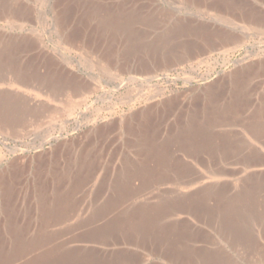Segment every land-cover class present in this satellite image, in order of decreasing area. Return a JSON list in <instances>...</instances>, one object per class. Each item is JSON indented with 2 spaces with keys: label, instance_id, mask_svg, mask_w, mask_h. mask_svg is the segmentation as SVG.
Listing matches in <instances>:
<instances>
[{
  "label": "rangeland",
  "instance_id": "1",
  "mask_svg": "<svg viewBox=\"0 0 264 264\" xmlns=\"http://www.w3.org/2000/svg\"><path fill=\"white\" fill-rule=\"evenodd\" d=\"M55 1L0 0V264H264V0H115V26L81 0L74 32ZM26 61L58 87L12 84ZM40 231L54 256L8 257Z\"/></svg>",
  "mask_w": 264,
  "mask_h": 264
},
{
  "label": "bare ground",
  "instance_id": "2",
  "mask_svg": "<svg viewBox=\"0 0 264 264\" xmlns=\"http://www.w3.org/2000/svg\"><path fill=\"white\" fill-rule=\"evenodd\" d=\"M78 1H81V0H56L55 2H57L58 3V5H59V8L60 7H62L63 9H59L60 10V20H64L65 22H70V24L68 25V28L67 29H69L71 32H74L75 30H77L78 28L76 27V25H75V27L76 28H73V26H74V22H73V24H72V21L70 20V19H67V17L69 16L68 15V11H70V8H69V4H73V3H75V2H78ZM91 2L92 1V5H94V6H96V9H97V11L99 10L100 11V13H101V15H102V18H103V21H105V22H107V24H110V25H113V26H115V25H119V24H122V23H125V20H126V22H128V23H130L131 22V20H132V18H133V14H134V8L131 10V7H130V3H126V4H121L120 2H116L115 0H87V2ZM110 1H112V2H110ZM73 2V3H72ZM56 4V3H55ZM129 4V5H128ZM26 5V4H25ZM24 5V6H25ZM128 5V6H127ZM21 6V5H20ZM17 7V6H16ZM26 7V6H25ZM55 7V6H54ZM8 7H5V6H2L1 4H0V12L1 11H3L4 9H7ZM17 8H19V10H21L22 9V7H19V5H18V7ZM57 8V7H56ZM55 8V9H56ZM99 8V9H98ZM30 9V8H29ZM25 10V9H24ZM28 10V9H27ZM28 11H30V10H28ZM20 12H24V11H20ZM20 12L18 13V14H20ZM25 13V12H24ZM30 13V12H29ZM67 13V14H66ZM77 14L79 13V12H76ZM70 14V13H69ZM87 15V14H86ZM86 15H84L85 17H86ZM59 16V15H58ZM76 19H78L77 17H76ZM106 24V25H107ZM115 24V25H114ZM103 25V24H102ZM101 25V26H102ZM80 39L83 41L82 43H84V44H88L87 42H88V40H89V43H90V41L92 42V50H95V48L96 49H98V51H101V52H103V51H107L108 53H106L105 55H108V56H113L112 54H111V51L112 50H110V49H112L111 47L112 46H110L109 44H106L105 42L103 43V41L101 42V41H99L100 39H98L96 36H95V33L93 32V31H91V29L88 27H85L84 29H82V30H80ZM99 47H101L102 48V50H100L99 49ZM41 52H44L43 50H41ZM101 54V53H100ZM104 54V53H103ZM101 56V55H100ZM102 57V56H101ZM103 57H104V55H103ZM102 57V58H103ZM106 58V57H105ZM113 58H115V59H119V56H113ZM33 60V59H32ZM29 61V60H28ZM110 61H112L111 60V58H110ZM32 66V65H31ZM19 69L17 70V71H15V73L13 74V78H12V81H11V83L12 84H16L18 87H21V88H24V89H27V90H30L31 88H32V90L33 89H37V90H39V92H41L43 95H47L48 94V92H44V89L46 90L47 89V91H49V89H55V88H57L58 87V84H57V82H56V79L58 78H56L55 79V77H56V75L54 74V75H52V74H50V72H49V70L47 71L46 70V72H42L41 70H40V68H38L37 70L36 69H31L30 67H28V64H27V61L26 62H23V63H21V65L18 67ZM43 69V68H42ZM63 69V68H62ZM63 71V70H62ZM63 72H65V71H63ZM63 72H62V74H63ZM59 74H61L60 73V71H59ZM52 76V77H51ZM60 78V77H59ZM61 79V78H60ZM7 81V80H6ZM57 81H58V79H57ZM60 81H62V80H60ZM64 83V82H63ZM65 84V83H64ZM62 85V84H61ZM25 92V91H24ZM67 92V91H66ZM15 93V92H14ZM17 93V92H16ZM19 93V92H18ZM61 93V92H60ZM1 94V93H0ZM11 94V93H10ZM50 94H53L52 93V90H51V93ZM8 95V94H7ZM82 95V94H81ZM9 96V95H8ZM50 96V95H49ZM28 98V97H27ZM24 100V99H23ZM68 103V102H67ZM150 120V119H149ZM154 123V122H153ZM147 124H148V128H151V126H150V123L147 121ZM157 124H159V123H157ZM10 126V125H9ZM147 125L145 124V125H143V127H141V128H143V129H146L145 127H146ZM140 128V127H139ZM140 128V129H141ZM261 128H264V127H261ZM147 131V130H146ZM262 146H264V143H260ZM156 170V169H155ZM13 171V170H12ZM152 170H150L149 172H151ZM156 172V171H155ZM148 173V172H147ZM155 174V173H154ZM150 176V175H149ZM5 177V178H4ZM4 177H3V180L1 181V182H4L3 184V186H6L8 189H10L9 187H11L12 188V190H14L15 188H14V186L16 185L15 183L17 182V176H16V172H14V173H6L5 175H4ZM1 179V178H0ZM6 179V180H5ZM5 180V181H4ZM74 182V181H73ZM15 184V185H14ZM182 185H184V184H182ZM17 186V185H16ZM4 189V188H3ZM10 191V190H9ZM16 192V191H15ZM19 192V191H18ZM15 194V193H14ZM12 195V194H11ZM10 195V196H11ZM185 196H186V194H185ZM12 197V196H11ZM21 197V196H20ZM2 199V198H1ZM183 199V198H182ZM185 200V199H184ZM203 201V200H202ZM15 203V202H14ZM144 204V203H143ZM142 204V205H143ZM167 204H168V201L167 200H160V199H158V201L156 200V201H154L153 203H150V202H147V204H146V207H144L143 209H142V211L143 210H147V211H145L144 212V214H141V212L139 213V218L141 219L140 220V222L141 223H138L137 225L138 226H140V227H142V228H144L145 229V227L144 226H147V227H149V226H152V224L153 223H156L159 219H161L163 216H166L165 214L167 213V210H168V207H167ZM7 205V204H6ZM145 205V204H144ZM8 206V205H7ZM62 206H63V204H62ZM65 206V205H64ZM178 206V205H177ZM196 206V205H195ZM68 208V207H67ZM171 208V207H170ZM2 209H4V208H2ZM67 210V209H66ZM65 210V211H66ZM69 210V209H68ZM148 212V213H147ZM58 214H60V213H58ZM146 214V215H145ZM137 216H138V214H136ZM135 215V216H136ZM49 215H43L42 217L43 218H47ZM51 217V216H50ZM57 217V216H56ZM64 217V216H63ZM117 217V216H116ZM126 218H129V217H126ZM125 218V219H126ZM138 218V219H139ZM164 218V217H163ZM162 218V219H163ZM52 219V218H51ZM54 219H55V215H54ZM118 219V218H117ZM125 219H123V220H125ZM44 220V219H43ZM115 220V219H114ZM120 220V219H119ZM50 221V220H49ZM113 221V220H112ZM112 221H110V224L112 225ZM118 221V220H117ZM119 222V221H118ZM118 222H116V223H118ZM131 222V221H130ZM134 222V221H133ZM46 223V222H45ZM123 223V222H122ZM114 224V223H113ZM120 224V223H119ZM118 224V225H119ZM125 224V223H124ZM96 225V224H95ZM110 225V226H111ZM131 225V224H130ZM129 225V226H130ZM102 226V225H101ZM115 226H116V224H115ZM121 226V225H120ZM128 226V227H129ZM157 226V225H156ZM82 227V226H81ZM122 227V226H121ZM120 227V228H121ZM126 227V226H125ZM127 227V228H128ZM134 227V226H133ZM83 228V227H82ZM88 228H89V225H88ZM141 228V229H142ZM152 229V228H151ZM154 229V228H153ZM160 229V228H159ZM19 230V229H18ZM18 230H16V231H18ZM76 230V229H75ZM87 230V229H86ZM89 230V229H88ZM92 230V229H91ZM117 230V229H116ZM122 230V229H121ZM127 230H129V229H127ZM126 230V231H127ZM131 230V229H130ZM129 230V231H130ZM156 230H157V228H156ZM163 230V229H162ZM46 231V230H45ZM42 232V231H40V233L38 232L37 233V235L35 236V237H33V238H31V239H29L28 237H23L22 238V233L23 232H20L21 233V236H20V233H17V234H19V239L17 240V237H16V239L15 240H17L18 241V243H19V246L18 247H16V246H14V244L12 245L11 243V245H10V247L7 249L8 250V252H7V255H9V253H10V255L8 256V257H11L13 254H15L17 251L19 252H26V251H28L29 249H32L31 248V246H33V245H35V246H39L40 247V245H42V243H43V245L44 246H41L40 247V249H38L39 251H36V252H39L38 253V255H36L35 253V255L36 256H38V258L39 259H48V258H50V256H54V254L55 253H53V251L54 250H52V248L53 247H57L59 244H58V239L56 238L57 237V235L55 234V232H52V233H46V232ZM111 231H114V229L112 230V228H111ZM120 231V230H119ZM151 231V230H150ZM149 231V232H150ZM100 232V231H99ZM107 232V231H106ZM110 232V231H109ZM135 232V231H134ZM144 232V231H143ZM152 232V231H151ZM163 232V231H162ZM161 231H160V233H162ZM165 232V231H164ZM57 233H59V232H57ZM66 233V232H65ZM84 233V232H83ZM129 233H131V232H129ZM137 233V232H136ZM135 233V234H136ZM60 234V233H59ZM92 234H93V232H92ZM138 234V233H137ZM140 234V233H139ZM142 234V233H141ZM147 234V233H146ZM146 234H144V235H146ZM150 234V233H149ZM152 234H153V232H152ZM100 235V234H99ZM154 235V234H153ZM163 235V234H162ZM62 236V235H61ZM147 236V235H146ZM150 237H151V235H149ZM148 236V237H149ZM165 236V235H164ZM64 237V236H63ZM135 237V236H134ZM157 237V236H156ZM147 239V238H146ZM156 239V238H155ZM14 240V241H15ZM45 240H48V241H50L49 243H52V245L51 244H48V242H47V244H44V242H45ZM174 241H175V239H174ZM60 242H61V240H60ZM46 243V242H45ZM39 244V245H38ZM143 245V244H142ZM148 245V244H147ZM51 248V249H50ZM50 249V250H49ZM54 249V248H53ZM146 249V248H145ZM157 249V248H156ZM36 250V249H35ZM34 250V251H35ZM59 250V249H58ZM175 250V249H174ZM63 252V251H62ZM169 252V251H168ZM179 251H177V253H178ZM4 254V252L2 251V248H0V254ZM27 253V252H26ZM31 253V252H30ZM1 254V256H3ZM66 254V253H65ZM153 254V253H152ZM28 255V254H27ZM30 255V254H29ZM164 256V255H163ZM27 257V256H26ZM64 257V256H63ZM3 258V257H2ZM37 258V257H36ZM228 258V257H227ZM61 259V258H60ZM27 260V259H26ZM82 260V259H81ZM104 260V259H103ZM205 260V259H204ZM209 260V259H208ZM85 263V262H84ZM88 263H89V261H88ZM206 263H208V262H206V261H199L198 263H197V261H196V264H206ZM39 264V263H38ZM92 264V263H91Z\"/></svg>",
  "mask_w": 264,
  "mask_h": 264
}]
</instances>
